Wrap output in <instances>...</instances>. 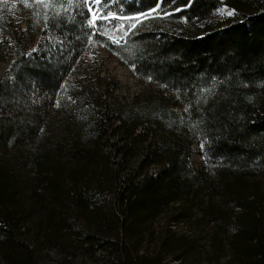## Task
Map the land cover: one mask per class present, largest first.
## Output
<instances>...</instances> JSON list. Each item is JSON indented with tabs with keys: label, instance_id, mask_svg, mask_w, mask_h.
Here are the masks:
<instances>
[{
	"label": "trees",
	"instance_id": "obj_1",
	"mask_svg": "<svg viewBox=\"0 0 264 264\" xmlns=\"http://www.w3.org/2000/svg\"><path fill=\"white\" fill-rule=\"evenodd\" d=\"M62 3L67 16L72 9L67 5L68 0ZM157 3L161 5L155 14L135 20V27H125L124 53L119 56L123 63L134 67L139 81L153 86L151 89L168 103H162L151 91L135 99L127 109L115 110L107 103L100 105V117L95 119V116L94 122L106 134L107 141L119 131L125 156L135 150L136 144H145V147L136 167L119 177L114 203L108 201L114 223L103 222L102 227L91 228L96 230V238L90 235V229H83L86 243L94 244L87 255L92 258L93 252L99 254L106 264H166L156 255L137 251L140 242L137 232L140 226L155 220L162 209L185 203V212L195 211L198 220L217 226L212 246L225 248L226 243L233 261L237 259L238 264H264V242L259 239L264 224V192L256 181L257 173H264V0H102L99 8L102 15L133 18L153 11ZM43 4L36 5L43 7ZM223 5L233 10L232 19L218 29L199 27V23ZM76 10L75 22L65 27L61 19L52 15L45 23L46 17L37 12H33L29 24L45 28L44 31L56 30L64 37L66 46L70 43L74 50L82 51L83 44L98 42L95 39L100 32L85 27L86 19L91 18L88 4L80 0ZM39 11L47 15L46 7ZM91 32L95 37L89 42ZM47 43L45 40L44 44ZM18 47L19 56L0 84V97L3 85L9 87V79L18 83L32 80L46 89L45 84L51 77V86L55 85L53 71L38 70L56 64L46 53L52 46L35 55L39 62L35 67L25 56V49L19 44ZM5 114L0 102V116ZM14 125L19 127L12 120L7 125L0 124V144L15 134ZM74 126L77 131L83 129ZM159 127L169 128L174 140L155 143L153 132L160 131ZM84 130L89 132L88 128ZM195 137L204 143V166L200 172L193 171L189 164V145ZM70 148L82 168L97 155L95 149L84 147L76 140ZM33 164L31 200L39 206L49 203L59 208L60 188L64 184L61 171L58 168L51 171L46 156H34ZM144 165L160 169L159 174L141 175L139 170ZM77 172L75 178H81L82 173ZM18 179L0 167V264L37 261L33 257L35 245H29L24 239L26 225L19 203L22 188ZM206 190L210 196L222 198L239 209L235 216L239 223L237 229L224 219L231 222V214L215 216L209 206L200 207L201 218L198 217L194 204L188 201L204 195ZM81 199L86 196L82 194ZM71 202L74 211L81 213L80 199L73 195ZM88 204L97 214L99 202L89 200ZM54 219L57 220L56 216L48 213L43 223L55 230ZM221 232L225 242L219 237ZM252 235L256 238L246 244L245 239ZM190 247L183 242L179 246L181 257L175 261L180 262Z\"/></svg>",
	"mask_w": 264,
	"mask_h": 264
},
{
	"label": "rangeland",
	"instance_id": "obj_2",
	"mask_svg": "<svg viewBox=\"0 0 264 264\" xmlns=\"http://www.w3.org/2000/svg\"><path fill=\"white\" fill-rule=\"evenodd\" d=\"M35 1L36 3H28L25 0H0V84L19 56V44L21 49H25V56L29 57L32 67L39 64L35 55H41L49 45L52 46L46 53L56 64L52 68L45 65L38 70L48 73L53 71L55 85L51 86V77L48 84H45L46 89H42L32 80H26V83L22 80L18 83L9 79V87L7 84L3 85L0 102L5 107L6 114L0 116V124L7 125L12 120L17 121L19 127L14 125L12 130L15 134L4 144H0V167L20 179L18 182L22 188V196L19 203L23 208V221L26 225L24 239L29 245H35V264H106V260L99 254L93 252L92 258L87 255L94 244L86 243L83 229H90V235L96 238V230L91 228L102 227L103 222L110 225L114 223L115 218L108 201L113 204L116 200L119 177L136 167L145 144H136L135 150L126 156L123 155L121 147L124 144L120 142L122 134L117 131L115 136L112 139L109 137L110 141H107L106 134L99 130L94 117H100L102 103L109 104L115 110H122L131 106L135 99H141L151 91L156 93L158 100L162 101V97L159 92L151 89L153 86L139 81L135 76L134 67L123 63L119 56L124 53V43L121 42H124L128 28L122 20L98 19L96 23H101L98 27L100 34L95 39L98 42L85 43L82 51H76L70 43V46H66L64 37L58 35L56 30L44 31L45 28L31 26L29 21L33 12H37L46 17L45 23L49 22V16L52 15L61 19L63 26H68L76 20V7L79 6L80 0L67 3L72 9L67 16L64 14L65 6L62 0H56L55 5L46 7L47 15L44 11H39L44 6L36 5L47 0ZM229 12L233 13L223 6L199 26L218 29L234 16V13L229 15ZM85 27L91 28L88 19ZM62 32L67 33L64 29ZM94 37V32H91L89 39ZM45 40L48 41L47 44H44ZM162 103L168 102L164 100ZM74 125L83 129L77 131ZM84 128H88L89 132ZM159 129L160 131L153 132L155 143L174 140L169 128ZM179 132L180 130H177L176 134ZM75 140L82 146L97 151V155L84 168L74 159L73 150L70 148ZM203 144L200 138L195 137L189 145V164L195 172H200L204 166ZM34 156H46L50 170L58 168L61 171L64 184L60 188L62 199L59 208L49 203L39 206V203L31 200L35 173ZM159 170L144 165L139 172L141 171V175L156 176ZM77 171L82 173L81 178H75L74 173L79 174ZM256 176V181L264 192V173H257ZM208 192L206 190L204 195L194 201H188L194 204L198 217L201 218L198 212L200 207L209 206L215 216L231 214V222L224 219L230 227L237 229L239 223L235 216L240 212L239 209H235L230 202L222 198L210 196ZM82 194L86 199H81ZM73 195L80 199L81 213L74 211L72 207ZM87 200H94L96 204L99 202L97 214L91 210ZM184 208L185 203L162 209L155 220L140 226L137 232L140 238L137 251L156 255L166 264H238L237 259L233 261L226 243L225 248L212 246L217 226L214 228L213 224L208 225L205 221L198 220L195 211L185 212ZM48 213H52L54 218L56 216L57 220L54 219L53 222L57 227L55 230L43 223ZM261 233L259 239L264 242V224ZM219 237L225 242L223 232ZM255 238L252 235L245 239V243L250 244ZM183 242H187L191 247L188 253L182 254L181 261L176 262L175 259L181 257L179 246Z\"/></svg>",
	"mask_w": 264,
	"mask_h": 264
},
{
	"label": "snow or ice",
	"instance_id": "obj_3",
	"mask_svg": "<svg viewBox=\"0 0 264 264\" xmlns=\"http://www.w3.org/2000/svg\"><path fill=\"white\" fill-rule=\"evenodd\" d=\"M69 3H71V0H68ZM56 0H47V3L43 4L44 7L55 5ZM83 3L89 4V5H98L102 3V0H83ZM89 12L91 13V18L89 19V26L95 27L96 21L98 19H110V18H116L111 16V14L108 15H102L96 11H93L92 7H89ZM229 15H232L233 13L229 12ZM150 15V14H149ZM130 27H135V24L131 25Z\"/></svg>",
	"mask_w": 264,
	"mask_h": 264
},
{
	"label": "bare ground",
	"instance_id": "obj_4",
	"mask_svg": "<svg viewBox=\"0 0 264 264\" xmlns=\"http://www.w3.org/2000/svg\"><path fill=\"white\" fill-rule=\"evenodd\" d=\"M89 5V4H88ZM160 3H157V6L154 8V10L153 11H151V12H148V13H145V14H143V15H141V16H138V17H133V18H124V17H119V16H114V15H111V16H113V17H116L115 19H114V21H119V20H122L121 22H123L124 24H130V25H133L135 22H137V21H135V20H138V19H140V18H142V17H146V16H152L153 14H155L158 10H159V8H160ZM224 6V5H223ZM223 6H221V7H223ZM89 7H92L93 8V11H97L98 13H100L101 14V10H100V8H99V4L98 5H89ZM220 7V8H221ZM228 8V7H227ZM219 9V8H218ZM217 9V10H218ZM230 9V8H229ZM216 10V11H217ZM231 10V9H230ZM233 11V10H232ZM214 13V12H213ZM234 13V12H233ZM150 14V15H149ZM234 17V16H233ZM232 17V18H233ZM232 18H230V19H232ZM208 19V18H207ZM227 22V21H226ZM200 24V23H199ZM88 25H89V19H88ZM126 25V26H127ZM97 26V28H95ZM96 26L95 27H91V29L93 30V31H95V32H98L99 33V31H98V27L99 26H101V23H96ZM90 27V26H89ZM200 27V26H199ZM93 40L92 39H90L89 40V42H92ZM123 42H121V44H122ZM136 76V75H135ZM148 84V83H147Z\"/></svg>",
	"mask_w": 264,
	"mask_h": 264
}]
</instances>
